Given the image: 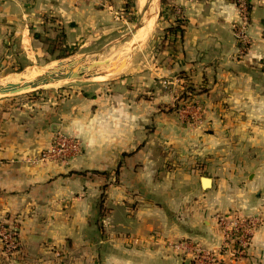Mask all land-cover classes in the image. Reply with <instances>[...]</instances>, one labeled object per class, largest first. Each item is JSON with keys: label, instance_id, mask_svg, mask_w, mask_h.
Here are the masks:
<instances>
[{"label": "crops", "instance_id": "crops-1", "mask_svg": "<svg viewBox=\"0 0 264 264\" xmlns=\"http://www.w3.org/2000/svg\"><path fill=\"white\" fill-rule=\"evenodd\" d=\"M173 2L187 19L183 35L165 30L159 53L133 58L112 82L0 105V225L17 234L9 257L0 239V264H186L175 244L217 247V216L227 212L258 220L237 264H264V1L244 54L234 2ZM143 3L0 0V62L25 67L130 38ZM158 7L154 23L172 26ZM64 65L49 72L72 70ZM183 71L209 89L192 124L167 109ZM60 133L78 138L80 153L38 159Z\"/></svg>", "mask_w": 264, "mask_h": 264}, {"label": "rangeland", "instance_id": "rangeland-1", "mask_svg": "<svg viewBox=\"0 0 264 264\" xmlns=\"http://www.w3.org/2000/svg\"><path fill=\"white\" fill-rule=\"evenodd\" d=\"M234 2L238 7V17L237 19L232 23L233 25V32L234 36L236 37L238 43L240 45L239 53L244 54L251 48L252 40H253V33H251L250 30V24L252 22V13L255 6L260 5L259 2H262L264 0H230ZM144 5L146 4V0H144ZM159 4V10L161 8V13L163 12V9L168 11L171 15L174 16V23L172 25H178L180 23V26L183 25L184 31L187 27V19L181 9L173 2V0H165L164 3H161V0H158ZM141 9L136 14L133 25L130 27V34L131 37L125 38L124 40L120 42H115L111 44L106 43H96L87 45L83 48H79L74 53L62 57L60 59H54V60H42L37 63H31L24 67L22 64L18 63H5L2 64L0 62V83L6 84L8 82L12 83H18L19 79L23 78L22 81L27 80L28 78L38 76L42 74L43 72L49 71L51 68H55L56 66L63 63H68L69 61H76L77 63L74 65L75 69L83 70V76L80 78H72V79H62L59 81H55L49 84L42 85L38 88L29 89L27 91H23L20 93L15 94H0V105L8 106L9 103H14L21 101L26 97H32L36 95L37 93H46L48 91L52 90H62L65 88H77V89H88L89 87L95 88L98 85L102 83H108L112 82L114 79H116L122 72L126 71L128 67L130 66L132 60L137 57V59L141 60H147L152 55H154L156 52L159 53V49L162 46V43L164 42V39L162 41H159L158 37L160 35H163L165 30H167L169 27L164 29L159 25V21L156 18V22L154 23L151 30H149L147 33L143 34V30L140 29L141 27L137 28V22L139 21ZM143 21V20H142ZM184 33V32H183ZM183 33L179 34L180 36L183 35ZM134 34V35H133ZM158 50V51H157ZM134 58V59H133ZM78 59V60H77ZM125 60L126 63L124 66L119 68V64ZM102 62V63H98ZM98 63V65L94 67H89L91 64ZM128 64V65H127ZM261 64V63H260ZM264 65V63H262ZM127 65V67H126ZM91 73H99V77H89ZM106 73V74H105ZM181 73H185L186 76H182L180 78H183V82L179 83L175 90L171 93V103L178 104V107L175 108L174 111L177 114V117L180 120H183L187 124L196 123V120L201 116V113L203 109H198L196 106L199 103H205L202 101L201 98H199V94L208 92L207 85L203 86L200 84H195L190 81V78H188L187 71H183ZM180 73V74H181ZM106 75V76H105ZM88 76V77H87ZM19 78L18 80H16ZM89 78V79H88ZM11 80V81H10ZM196 85V86H195ZM192 87V90L188 91V88ZM206 87V88H204ZM185 92L184 95H181L182 91ZM145 94V93H144ZM151 97L152 94L146 93L145 96L148 98ZM138 106L141 104V108L138 109H144L147 107L148 109V103H137ZM173 104V105H174ZM167 107L168 111H171L169 109L170 106ZM166 108V107H165ZM185 109L186 112H183L182 110ZM148 115V110H147ZM148 135V119H147V126L143 130ZM143 144V143H142ZM81 149H82V143H81ZM14 223H3L0 225V239L3 243V250L5 253V257L12 256L13 253L16 251L17 242L15 245V248H10L7 246V243L5 242V238L3 237V233L6 231V229L14 227Z\"/></svg>", "mask_w": 264, "mask_h": 264}, {"label": "built area", "instance_id": "built-area-1", "mask_svg": "<svg viewBox=\"0 0 264 264\" xmlns=\"http://www.w3.org/2000/svg\"><path fill=\"white\" fill-rule=\"evenodd\" d=\"M186 112L185 109L182 110ZM81 151V141L72 136L58 134L50 148L42 151L38 159H52L65 161ZM257 218L242 215L237 212L221 213L217 216V224L221 232V243L215 247H208L201 241L190 244L180 242L176 248H182L183 258L189 259L190 264H237L252 241V233L257 225ZM7 246L15 248L16 229H6L2 234Z\"/></svg>", "mask_w": 264, "mask_h": 264}, {"label": "water", "instance_id": "water-1", "mask_svg": "<svg viewBox=\"0 0 264 264\" xmlns=\"http://www.w3.org/2000/svg\"><path fill=\"white\" fill-rule=\"evenodd\" d=\"M153 2H154V0H149L148 3L146 4V6L141 10L139 21L137 22V28L142 26V20H143L145 14L147 13V11H149L151 9ZM98 63H102V62H98ZM98 63L91 64L89 67H94V66L98 65ZM125 63H126V61L123 60L119 64V68L124 66ZM82 76H83V70L82 69L70 70V71H67L65 73H59V74L47 71L44 74L40 75L39 77H37L33 80H30V81H24V82H18V83L8 82L6 84H0V94L20 93L23 91H27L29 89L38 88L42 85L49 84V83H52V82H55L58 80L80 78ZM202 182H203L204 187H209V185L211 184V179L207 176H204V177H202ZM186 264H190L189 259H186Z\"/></svg>", "mask_w": 264, "mask_h": 264}, {"label": "bare ground", "instance_id": "bare-ground-1", "mask_svg": "<svg viewBox=\"0 0 264 264\" xmlns=\"http://www.w3.org/2000/svg\"><path fill=\"white\" fill-rule=\"evenodd\" d=\"M157 5H158V0H154V2L152 3V7H151V9L145 14V16H144V18H143V22H144V26L145 25H147L148 24V22H149V20L151 19V16H152V14L154 15V10H155V8H157ZM155 17H156V14L152 17V19L150 20V22H149V24L143 29V31L145 32V33H147L149 30H151L152 29V27H153V24H154V21H155ZM143 26V27H144ZM142 27V28H143ZM78 60V59H77ZM77 62L76 61H69L68 63H65V65L64 66H66V68H68V69H72V70H74V68H75V64H76ZM62 65H63V63L62 64H60V65H58V66H56V68H52V69H55V70H58L59 68L61 69V67H62ZM65 72H67V71H64V72H62V73H65ZM106 74V73H105ZM99 73H91V75L89 76V77H99ZM101 76V75H100ZM106 76V75H105ZM39 77V76H38ZM88 77V76H87ZM35 78H37V77H35ZM35 78H33V79H35ZM19 78H17L16 80H18ZM29 79V78H28ZM89 79V78H88ZM22 80H23V78H21V79H19V81L18 82H22ZM12 82V81H11ZM1 84V83H0Z\"/></svg>", "mask_w": 264, "mask_h": 264}, {"label": "trees", "instance_id": "trees-1", "mask_svg": "<svg viewBox=\"0 0 264 264\" xmlns=\"http://www.w3.org/2000/svg\"><path fill=\"white\" fill-rule=\"evenodd\" d=\"M164 1H165V0H161V3L163 4ZM167 31H169V32H171V33H173V34H181V33L184 32V28H183V25L180 26V23H179L178 25H172L171 27H169V28L167 29ZM72 53H74V51H73V52H70V53H60L59 56H60V58H62V57H66V56H68V55H70V54H72ZM179 76H180V77H182V76H186V74H185V73H184V74L181 73V74H179ZM204 88H206V87H204ZM192 89H193L192 87H189V88H188V91H189V90H192ZM185 92H187V91H184V90H183L182 93H181V95H184ZM177 107H178V104L176 103V104H174L173 106H170L169 109L172 111V110H174V109L177 108ZM116 173H118V171H116ZM102 174L107 175V172H104V173H102ZM16 242H17V236H16Z\"/></svg>", "mask_w": 264, "mask_h": 264}]
</instances>
